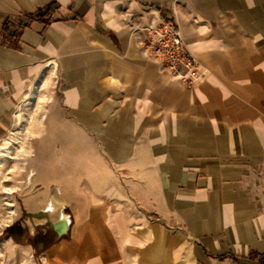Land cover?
<instances>
[{
  "label": "crops",
  "instance_id": "0c3cea01",
  "mask_svg": "<svg viewBox=\"0 0 264 264\" xmlns=\"http://www.w3.org/2000/svg\"><path fill=\"white\" fill-rule=\"evenodd\" d=\"M154 11L181 28L199 85L145 52ZM37 110L25 210L63 217L39 233L8 219L0 264H260L264 0H0V141Z\"/></svg>",
  "mask_w": 264,
  "mask_h": 264
},
{
  "label": "rangeland",
  "instance_id": "374dc122",
  "mask_svg": "<svg viewBox=\"0 0 264 264\" xmlns=\"http://www.w3.org/2000/svg\"><path fill=\"white\" fill-rule=\"evenodd\" d=\"M40 98L43 99L44 97L41 96ZM39 102L38 100L37 104ZM19 115H21L20 118ZM45 115V113H39L38 110L30 113H14L6 137L0 141V207L3 208V211H9L11 207H16L18 210L15 215L8 212L0 214V228L2 229L7 227L6 221L8 219H11L10 224L13 223L11 217L14 216L15 221L24 222V220L30 219L32 224L39 223L37 233L46 227L50 231L53 219L61 214L60 211L59 213H52L50 211L52 208L49 207L48 212L42 214V219H39L34 214L26 213L25 210V205L30 198L33 199L39 194L40 187L38 182L33 179L35 171L29 166H25L24 160L38 159V131ZM6 142L10 143L7 149L2 150L1 145ZM50 234L53 239L55 236L51 232Z\"/></svg>",
  "mask_w": 264,
  "mask_h": 264
},
{
  "label": "built area",
  "instance_id": "2783aa9c",
  "mask_svg": "<svg viewBox=\"0 0 264 264\" xmlns=\"http://www.w3.org/2000/svg\"><path fill=\"white\" fill-rule=\"evenodd\" d=\"M152 15L153 19L145 28L148 39L144 48L149 58L161 65L173 79L190 88L199 85L206 77V72L187 47L181 28L155 11ZM30 22L28 17L10 22L8 39L17 40Z\"/></svg>",
  "mask_w": 264,
  "mask_h": 264
},
{
  "label": "trees",
  "instance_id": "16d2710c",
  "mask_svg": "<svg viewBox=\"0 0 264 264\" xmlns=\"http://www.w3.org/2000/svg\"><path fill=\"white\" fill-rule=\"evenodd\" d=\"M51 11H52L51 9H46V10L41 11L40 13H38L36 15H27L26 17H28V18H30L32 20L37 19V20H41V21H45L46 22L47 18L49 17V15L51 13ZM9 27H10V23H7V25L5 27V32L8 31ZM6 40H8V37L6 38ZM255 257H257L259 259L260 264H264V255H256Z\"/></svg>",
  "mask_w": 264,
  "mask_h": 264
},
{
  "label": "bare ground",
  "instance_id": "6f19581e",
  "mask_svg": "<svg viewBox=\"0 0 264 264\" xmlns=\"http://www.w3.org/2000/svg\"><path fill=\"white\" fill-rule=\"evenodd\" d=\"M61 216L63 217V215L61 214Z\"/></svg>",
  "mask_w": 264,
  "mask_h": 264
}]
</instances>
